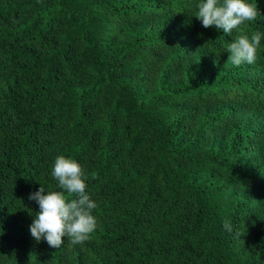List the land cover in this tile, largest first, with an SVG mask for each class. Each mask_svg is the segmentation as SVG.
I'll return each instance as SVG.
<instances>
[{
	"label": "trees",
	"instance_id": "1",
	"mask_svg": "<svg viewBox=\"0 0 264 264\" xmlns=\"http://www.w3.org/2000/svg\"><path fill=\"white\" fill-rule=\"evenodd\" d=\"M200 2L0 0V264H264V0L230 35ZM60 155L97 227L52 248L29 196Z\"/></svg>",
	"mask_w": 264,
	"mask_h": 264
},
{
	"label": "clouds",
	"instance_id": "2",
	"mask_svg": "<svg viewBox=\"0 0 264 264\" xmlns=\"http://www.w3.org/2000/svg\"><path fill=\"white\" fill-rule=\"evenodd\" d=\"M195 17L202 22L204 28L215 26L218 31L230 35L233 30H241L246 21H254L261 15L255 4L246 0H201L197 4ZM262 35L257 32L251 35H238L229 43L228 63L240 66L252 64L257 58ZM206 46V45H205ZM52 176L58 181L60 191L48 190L44 186L29 196L36 201L40 211L30 225L32 238L37 242L46 240L52 248H60L63 238L68 243L82 244L97 227V220L92 214L97 204L86 193V176L81 165L63 155L56 157ZM76 197L69 199V197ZM224 229L232 232V225L225 220Z\"/></svg>",
	"mask_w": 264,
	"mask_h": 264
}]
</instances>
